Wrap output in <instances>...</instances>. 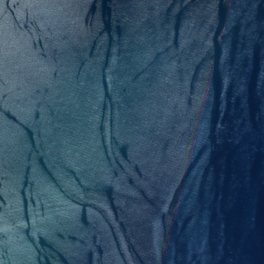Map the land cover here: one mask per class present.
<instances>
[{
    "label": "water",
    "instance_id": "1",
    "mask_svg": "<svg viewBox=\"0 0 264 264\" xmlns=\"http://www.w3.org/2000/svg\"><path fill=\"white\" fill-rule=\"evenodd\" d=\"M0 264H264V0H0Z\"/></svg>",
    "mask_w": 264,
    "mask_h": 264
}]
</instances>
